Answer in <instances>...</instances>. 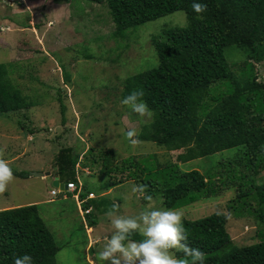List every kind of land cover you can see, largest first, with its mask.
I'll list each match as a JSON object with an SVG mask.
<instances>
[{"label":"trees","instance_id":"16d2710c","mask_svg":"<svg viewBox=\"0 0 264 264\" xmlns=\"http://www.w3.org/2000/svg\"><path fill=\"white\" fill-rule=\"evenodd\" d=\"M81 1L107 9L116 28L110 35L116 39V50L121 51L130 48V41L134 43V35L138 36L140 30L131 31L140 25L177 11H184L188 18L187 26L170 27L152 37L158 64L126 78L123 95L134 89L143 90V99L154 111L153 119L136 135L139 141H150L169 151L183 150L177 156L179 162L202 159L205 169L183 172L174 162L161 165L155 155L136 161L124 159L119 169L112 166L111 157L105 154L102 173L112 176L114 171L133 169L127 178L144 185L146 195L153 197L151 203L160 199L161 206L174 210L236 186L238 194L233 201L240 203L235 206L231 201L235 215H248L243 205H249L252 199L257 209L250 213L264 224V82L255 69L258 63H264V0H201L207 7L199 15L191 10L192 0ZM235 50L245 55L244 61L237 64L240 75L233 71L236 63H231L227 55ZM84 56L94 58L88 52ZM12 66L0 63V115L35 106L13 82ZM218 86L222 90L212 98V103V90ZM102 109L110 116L107 106ZM230 149L236 151L228 163L223 161L224 156L208 158ZM79 157L77 152L58 156L57 162L62 164L57 172L64 174L67 182L71 179L78 183L75 166ZM141 162L151 166L143 167ZM13 174L22 178L30 175L19 171ZM122 181L115 177L105 187ZM88 193L81 190L80 199L84 200ZM103 202L91 199L83 208L93 206L100 210ZM38 206L0 211V264H11L13 255L25 252L34 258L35 264H57L61 247ZM103 212L104 209L100 213ZM86 218L91 227L98 223L94 213ZM227 222L223 212L184 219L189 245L201 249L205 264H264V226L254 237L259 240L238 246L227 230ZM81 227L84 229L83 224ZM132 238L138 240L140 236L134 234ZM176 255L182 257L183 252L177 250Z\"/></svg>","mask_w":264,"mask_h":264},{"label":"rangeland","instance_id":"374dc122","mask_svg":"<svg viewBox=\"0 0 264 264\" xmlns=\"http://www.w3.org/2000/svg\"><path fill=\"white\" fill-rule=\"evenodd\" d=\"M187 25L184 11L147 22L132 29L131 32L140 30L139 34L134 35L135 41H130L129 49L121 51L116 50V39L110 35L116 28L101 5L81 0H0V63L13 64L10 69L13 82L29 101L35 102L28 110L0 115V159L8 162L13 173H30L27 178L13 174L0 190V210L40 202L41 216L61 247L57 264H99L97 251L103 235L110 231V225L100 213L102 209L112 208L114 203L118 213L135 216L148 203L144 200L146 192L131 191L134 184L141 185L127 178L133 169L114 171L112 176L102 173L105 154L111 157L112 166L119 169L124 159L136 161L149 155H155L161 165L177 163L183 172L205 169L202 159L179 162L177 156L183 150L169 151L150 141H139L136 135L148 122L120 104L125 79L158 64L152 37L170 27ZM85 52L94 58H85ZM118 53L119 61L115 59ZM227 55L231 63H236L233 71L240 75L238 65L245 55L240 50ZM255 69L264 82V63H258ZM219 90L222 86L213 88L210 102L214 103L212 98ZM106 106V110H111L110 116L102 109ZM128 128L135 129L133 138L125 136ZM132 139L136 142L132 143ZM235 151L225 150L208 158L224 156L223 161L228 163ZM76 152L80 153L75 167L76 176L83 184L82 191H93L97 201H104L100 210L91 206V214L98 215V223L93 227L88 225L86 215L79 214L83 206H78L71 194L60 192L52 196L50 191L56 188L51 179L32 175V172H50L66 182L64 174H57L62 164L60 160L57 162L58 156ZM141 165L151 166L147 162ZM115 177L124 181L105 187ZM237 194L236 186L228 187L175 210L188 220L223 212L234 243L248 245L259 240L254 237L264 224L256 214L250 213L257 209L252 199L249 205H243L249 216L235 215L231 201L235 206L240 203L233 201ZM160 204V199L152 203ZM174 251L176 254L177 250Z\"/></svg>","mask_w":264,"mask_h":264},{"label":"clouds","instance_id":"9594fccd","mask_svg":"<svg viewBox=\"0 0 264 264\" xmlns=\"http://www.w3.org/2000/svg\"><path fill=\"white\" fill-rule=\"evenodd\" d=\"M206 7L207 5L201 0H192L191 10L193 13L199 15L205 11ZM143 96V90H131L123 96L120 104L126 106L130 112L135 113L147 123L153 119L154 111L143 99ZM124 134L127 138H133L136 132L135 129L128 128ZM131 142L135 143L136 141L132 139ZM57 174L59 173L57 172ZM12 178L13 172L8 162L0 159V190H3ZM57 178L59 179V177ZM70 182L76 185L73 192L67 191V184ZM59 183L66 184V188L60 190L55 187L56 189L50 191L52 196H56L60 192H67L72 195L78 206H83L86 200L95 199L93 191H89L90 193L84 200L80 199L83 184L79 180L78 183L72 180L68 182L59 180ZM52 191L56 193L53 195ZM131 191L143 192L144 185L134 184ZM144 200L148 203L135 216L118 213L114 206L103 212V217L110 225V231L103 235V243L97 251L99 264H205V254L201 249L190 246L188 243L189 237L182 213L172 208L152 205L153 197L151 195H145ZM91 209V206L79 209V214L87 216L91 213ZM134 234H138L140 239H133ZM174 250L182 251L183 256L177 257ZM11 264H35V262L34 258L25 252L13 255Z\"/></svg>","mask_w":264,"mask_h":264},{"label":"water","instance_id":"95a60500","mask_svg":"<svg viewBox=\"0 0 264 264\" xmlns=\"http://www.w3.org/2000/svg\"><path fill=\"white\" fill-rule=\"evenodd\" d=\"M49 174H50L49 172H47L46 174L43 172H32V175L36 177H43L45 175L49 176ZM52 186L59 188L60 190H64L66 188V184L59 183V179L57 177H55L54 180L52 181Z\"/></svg>","mask_w":264,"mask_h":264},{"label":"built area","instance_id":"2783aa9c","mask_svg":"<svg viewBox=\"0 0 264 264\" xmlns=\"http://www.w3.org/2000/svg\"><path fill=\"white\" fill-rule=\"evenodd\" d=\"M76 189V185L72 182L67 184V191L73 192ZM56 192L52 191V194L54 195Z\"/></svg>","mask_w":264,"mask_h":264},{"label":"crops","instance_id":"0c3cea01","mask_svg":"<svg viewBox=\"0 0 264 264\" xmlns=\"http://www.w3.org/2000/svg\"><path fill=\"white\" fill-rule=\"evenodd\" d=\"M50 178L51 180L54 178L52 175H50V176H45V177H40V178ZM36 204H40V202H38V203H36ZM11 207H13V206H11Z\"/></svg>","mask_w":264,"mask_h":264}]
</instances>
